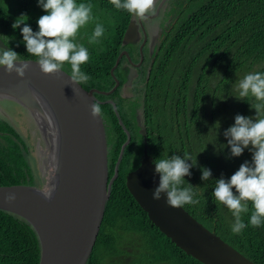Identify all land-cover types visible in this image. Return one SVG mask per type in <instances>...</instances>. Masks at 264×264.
<instances>
[{
    "label": "trees",
    "instance_id": "trees-1",
    "mask_svg": "<svg viewBox=\"0 0 264 264\" xmlns=\"http://www.w3.org/2000/svg\"><path fill=\"white\" fill-rule=\"evenodd\" d=\"M169 1L179 19L144 82L146 136L135 121L137 103L113 91L119 69L111 74L139 0H0V38L9 47L0 48V63L49 60L103 92L97 97L104 102L114 180L87 264H203L163 234L127 188L145 146L191 216L254 264H264V155L253 177L245 164L250 150L236 145L254 114L264 141V0ZM231 137L238 141L223 144ZM28 154L22 135L0 118V187H38ZM40 257L32 225L0 210V264H39Z\"/></svg>",
    "mask_w": 264,
    "mask_h": 264
},
{
    "label": "water",
    "instance_id": "water-1",
    "mask_svg": "<svg viewBox=\"0 0 264 264\" xmlns=\"http://www.w3.org/2000/svg\"><path fill=\"white\" fill-rule=\"evenodd\" d=\"M149 2L152 4L154 0ZM135 34L132 20L123 44L130 42ZM35 47L49 57L40 47ZM0 48L9 49L1 38ZM13 89L42 95L52 104L53 111L46 106L47 112L53 126L59 127L62 133L59 184L55 205L39 197L3 196L0 210L22 217L35 229L41 245L39 264H87L101 230L114 180L109 175L108 132L98 91L49 60L15 58L0 63V100H10L27 108L38 122L31 108L18 95L9 92ZM41 130L44 132L42 127ZM47 142L51 148L48 139ZM126 184L151 222L186 254L203 264H254L182 207L148 155L147 147L139 167L128 174ZM51 186V181L47 190L23 185L2 186L0 193L26 189L45 195L51 192Z\"/></svg>",
    "mask_w": 264,
    "mask_h": 264
},
{
    "label": "flooded vegetation",
    "instance_id": "flooded-vegetation-1",
    "mask_svg": "<svg viewBox=\"0 0 264 264\" xmlns=\"http://www.w3.org/2000/svg\"><path fill=\"white\" fill-rule=\"evenodd\" d=\"M167 1L168 0H162L160 1V3H158L157 7L155 8V11L158 8H160V11L157 14L153 11L152 13L150 12L149 8L151 7V4H149V8H144L146 10L143 9L140 11V13H136L134 15L132 20L134 21V25L136 27V34L133 36L130 42L124 44L125 50H123L119 55V57H121L119 64L115 68L113 73L111 71L112 75L115 74V71L117 69H119L120 73L119 76L118 74L117 76H114L115 87L113 88V91L119 88L122 97L130 98L132 102L137 103L134 107V113H136L135 121L137 122L139 127H141L140 133L144 136H146L142 124V109L146 97V88L144 82H147L149 80L152 71V66L156 63L157 56L163 45V42L166 39L167 34L170 33V31L173 29V26L176 24V21H178L179 19V14L175 12L177 8L173 9V7H170V10L167 8L168 10L166 9V12L163 11V9L166 7ZM155 5L156 3L153 4V9ZM161 14L162 20H160V24L162 25H155L154 21L157 20L161 16ZM119 77H121V79ZM122 79L124 80L123 84ZM97 91L98 94L103 93L99 90ZM126 91L130 92L132 96L124 95L123 92ZM99 102L101 103V105L104 103L100 100ZM144 142H146L147 144L146 140Z\"/></svg>",
    "mask_w": 264,
    "mask_h": 264
},
{
    "label": "rangeland",
    "instance_id": "rangeland-1",
    "mask_svg": "<svg viewBox=\"0 0 264 264\" xmlns=\"http://www.w3.org/2000/svg\"><path fill=\"white\" fill-rule=\"evenodd\" d=\"M160 1L162 0H154V3L151 4L149 0H139L137 4L136 13L137 14L140 13V11L143 10L144 8L147 7L149 8L148 6L149 4H151L150 6L152 7L149 8L151 13L152 11L155 12L156 14L159 13L160 8H158L156 11L155 8L157 7L158 3H160ZM155 3L156 5L153 9V4ZM172 3L174 2L172 1L170 3L169 1V3L166 4V7L163 9V11L166 12L167 8L169 9L170 7H172ZM160 20H162V14L157 20L154 21V24L162 25L160 24L161 22ZM123 94L127 96H132V94L127 91L123 92ZM4 101L5 100L0 101V118L8 121L11 125H13L24 138L25 142L28 145V150H29L28 160L31 165L33 175L35 177V185L38 187H43V190H47L48 184L50 183L51 180L50 175L52 168H51V150H50L51 148L49 147V144L47 142L45 132L41 130V126L39 122L36 120L35 117L32 116V114L27 110V108L22 107L20 104L16 102H10V101L4 102ZM126 104L127 106H131V103L129 101H127ZM258 122H259L258 116L254 114L252 116V124L249 127V131L246 132L244 136H240L239 144H236L238 147L241 148L244 147L245 149L248 148L250 150L251 154L246 159L245 164H246V169L250 171L252 170L255 171L254 173L250 172L253 177H255L257 174V168H256L257 159H259V157L262 154L264 155V141L260 140L258 137V135L261 134L262 132L259 133L258 131L259 127L255 126ZM225 123L223 122L224 124L223 127H225ZM221 128L222 125H220V128H216L215 130V134L217 135L218 138L221 137V132H222ZM233 128L241 132V130L238 129L236 126ZM223 141H224L223 144L226 143L227 145V144H234V142L238 140H236L234 137H231V138H226ZM216 144H214V147L219 148L218 144L217 145ZM258 169L260 168L258 167ZM252 176H250L247 179L245 178L246 181L244 182V184L248 187H251L252 179L250 178H252Z\"/></svg>",
    "mask_w": 264,
    "mask_h": 264
},
{
    "label": "bare ground",
    "instance_id": "bare-ground-1",
    "mask_svg": "<svg viewBox=\"0 0 264 264\" xmlns=\"http://www.w3.org/2000/svg\"><path fill=\"white\" fill-rule=\"evenodd\" d=\"M10 93H15L18 95L17 97L27 104L35 116L38 118L39 123L42 129L45 132V136L47 137L51 148H52V155H53V167L51 166V192L48 194H40L36 193L31 190L26 189H17V190H6L3 193H0L1 197H24L25 199H35V197L41 198L46 203L50 205H55V195L58 190V171H59V163H60V151L62 148V140L61 135L62 133L59 130V127L53 126L49 113L47 112L46 106H48L52 111L53 107L52 104L46 100L42 95H33L28 92H22L18 90H10ZM44 108L46 110H44ZM63 138V137H62ZM55 168V169H53Z\"/></svg>",
    "mask_w": 264,
    "mask_h": 264
}]
</instances>
